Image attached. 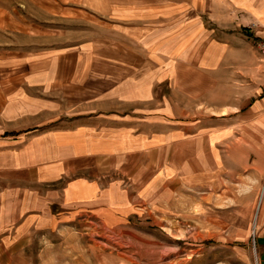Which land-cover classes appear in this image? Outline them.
<instances>
[{"label":"rangeland","instance_id":"rangeland-1","mask_svg":"<svg viewBox=\"0 0 264 264\" xmlns=\"http://www.w3.org/2000/svg\"><path fill=\"white\" fill-rule=\"evenodd\" d=\"M226 1L0 0V131L51 124V118L31 102L44 95L59 98L50 103L54 118L60 112L73 116L95 108L108 112L116 95H124L125 88L129 91L128 84L138 76L130 75V63H144V51L154 55L157 46H162L156 30L150 32L155 25L177 24L178 36L164 37V55L170 60L197 62L202 72L181 74L175 96L169 95L168 85L164 87L165 97L174 98L169 105L165 103L166 108L178 110L174 121L183 131L166 142L164 150L144 156V167L161 161L144 171V206H126L120 213H132L120 223L111 215H103L104 220L86 209L48 227L39 223L38 227L18 230L15 236L14 230L3 229L0 264H255L249 243L251 230L235 226L234 218L220 212L234 206L227 205L230 196L220 197L218 187L213 203L205 205V183L197 181L190 187L188 181L190 159L195 152L198 158L205 150L201 142L204 128L220 123V107L236 105L237 92L243 88L253 92L258 62L260 73L264 71L253 37L238 27L236 12L225 9ZM180 5L186 9L180 19L177 15L178 21L170 16L156 17L158 12ZM193 16L194 20H181ZM148 45L153 47L151 51H147ZM76 62L94 64L91 69L99 75L110 71L112 78L116 70L127 87L115 93L108 82L86 79V90H77L69 83ZM222 62L232 67L216 68ZM81 76L79 69L76 77ZM117 109L122 113L141 110L131 104H120ZM226 110L229 122L236 120L233 110ZM137 160L143 161L140 156ZM106 164L101 161V183L118 182V191L128 190L126 177L108 170ZM85 167L78 175L88 179L98 174L87 162ZM87 191L83 189L84 194ZM221 222L224 226L216 228ZM248 234L247 244H242L239 238ZM245 247L250 253L247 263L238 256L239 249Z\"/></svg>","mask_w":264,"mask_h":264},{"label":"crops","instance_id":"crops-1","mask_svg":"<svg viewBox=\"0 0 264 264\" xmlns=\"http://www.w3.org/2000/svg\"><path fill=\"white\" fill-rule=\"evenodd\" d=\"M226 2L225 9L236 12L238 27L253 37L255 48L264 60L256 45L258 40L264 39V0ZM183 9L186 6L173 7L169 12H158L156 17L170 16L173 21H178ZM193 15L196 17L195 12ZM195 17L181 20H194ZM186 21L183 24H187ZM189 25H181V28ZM176 26L155 25V29L150 31L156 30L154 33L161 36L162 46H157L154 55L144 51V63H130V75L138 76L128 84L129 91L125 88L124 95H116L117 99L109 105L108 112L95 108L73 116H63L60 112V116L54 118L50 103L59 98L44 95L39 101L34 99L31 102L41 114L51 118V124L0 131V233L3 229L14 230L12 236H15L18 230L38 227L39 223L48 227L63 221L64 216H73L86 209L101 215L104 220L111 215L120 223L132 213V210L128 214L120 213L126 211V206H133V203L134 206H144V171L161 164L155 160L144 167V156L164 150L165 143L183 131V127L179 129L178 122L174 121L179 115L178 110L174 112L171 106L166 108L165 103L169 105L168 102L174 99L171 96H175L181 74H202L197 62H181L175 57L170 60L164 55V37L178 36ZM151 47L148 45L147 51H151ZM87 63L76 62L73 65L74 74L69 81L71 87L86 90V79L108 82L113 85L115 93L127 87V81L118 76L116 70L115 78L111 77L110 71L99 75L91 69L94 64ZM223 63L216 68L232 67ZM83 67H86L84 71ZM256 68L253 92H246L244 88L237 92L236 105L220 107V123L204 128V141L201 142L205 150L198 153V158L195 152L190 159L188 181L190 187L196 186L197 181L205 183V205L212 202L218 187L220 197L230 196L227 205L232 203L234 206L220 212L230 215L232 220L234 218L235 226L251 230L249 243L254 252V262L264 264V182L261 185L264 180V71L260 73V62ZM79 69L82 73L80 79L76 77ZM109 69H112L111 65ZM119 72L122 71L119 69ZM166 85L171 95L167 98L164 94ZM120 104L128 107L129 104L137 105L141 110L122 113L117 109ZM227 108L233 110L231 114L236 120L229 122ZM139 156L142 162L137 160ZM101 161L107 162L108 170L125 176L130 190L118 191V182L113 181L103 185L99 176ZM86 162L90 169H96L98 174L95 177L86 179L82 174L78 175L85 171ZM84 188L88 190L86 194L83 193ZM133 190L138 192L135 198ZM190 191L193 192L191 188ZM105 193L109 194L108 199L101 197ZM191 195L190 201L193 202ZM230 225L233 227L232 221ZM223 226V222L215 225L216 228ZM239 239L242 244H247L249 234ZM238 256L247 263L250 259L248 248H240Z\"/></svg>","mask_w":264,"mask_h":264},{"label":"built area","instance_id":"built-area-1","mask_svg":"<svg viewBox=\"0 0 264 264\" xmlns=\"http://www.w3.org/2000/svg\"><path fill=\"white\" fill-rule=\"evenodd\" d=\"M256 45L260 53L264 55V39L258 40Z\"/></svg>","mask_w":264,"mask_h":264}]
</instances>
